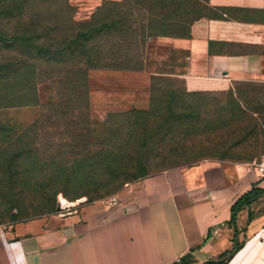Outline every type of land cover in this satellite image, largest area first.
Segmentation results:
<instances>
[{"label":"rangeland","instance_id":"obj_1","mask_svg":"<svg viewBox=\"0 0 264 264\" xmlns=\"http://www.w3.org/2000/svg\"><path fill=\"white\" fill-rule=\"evenodd\" d=\"M210 15L207 0L0 1V229L263 154L264 83L189 80L148 51Z\"/></svg>","mask_w":264,"mask_h":264},{"label":"crops","instance_id":"obj_2","mask_svg":"<svg viewBox=\"0 0 264 264\" xmlns=\"http://www.w3.org/2000/svg\"><path fill=\"white\" fill-rule=\"evenodd\" d=\"M207 5L209 17L186 36L151 40L150 54L176 56L189 80L264 83V0ZM252 189L259 196L232 224V206ZM187 256L264 264V178L206 161L149 174L112 205L0 229V264H180Z\"/></svg>","mask_w":264,"mask_h":264},{"label":"trees","instance_id":"obj_3","mask_svg":"<svg viewBox=\"0 0 264 264\" xmlns=\"http://www.w3.org/2000/svg\"><path fill=\"white\" fill-rule=\"evenodd\" d=\"M258 196H259V192L255 189H252L251 191L244 194L242 197H240L235 202V204L232 206V220H231L232 224L236 223L237 216H238L239 212L241 211L242 207H244L245 205H249L251 203L252 199H254ZM225 263H226V261L222 257V258H219L218 260L209 261L205 264H225ZM180 264H194V261H193L192 257L187 256V257H184L180 260Z\"/></svg>","mask_w":264,"mask_h":264},{"label":"built area","instance_id":"obj_4","mask_svg":"<svg viewBox=\"0 0 264 264\" xmlns=\"http://www.w3.org/2000/svg\"><path fill=\"white\" fill-rule=\"evenodd\" d=\"M247 169L249 171H255L260 178H264V153L252 160L248 165ZM111 205L116 203V200H112L109 202ZM62 208V207H61ZM179 262V261H178Z\"/></svg>","mask_w":264,"mask_h":264},{"label":"bare ground","instance_id":"obj_5","mask_svg":"<svg viewBox=\"0 0 264 264\" xmlns=\"http://www.w3.org/2000/svg\"><path fill=\"white\" fill-rule=\"evenodd\" d=\"M61 204H62V206H63L64 208H68V207H71V206L73 205V204H71L70 202L65 201V200H62Z\"/></svg>","mask_w":264,"mask_h":264},{"label":"water","instance_id":"obj_6","mask_svg":"<svg viewBox=\"0 0 264 264\" xmlns=\"http://www.w3.org/2000/svg\"><path fill=\"white\" fill-rule=\"evenodd\" d=\"M58 210H61V205H59ZM231 256H233V254ZM231 256L229 257V259L231 258Z\"/></svg>","mask_w":264,"mask_h":264}]
</instances>
